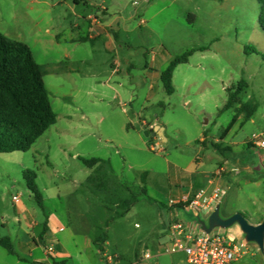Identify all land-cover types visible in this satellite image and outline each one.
<instances>
[{"label": "rangeland", "instance_id": "1", "mask_svg": "<svg viewBox=\"0 0 264 264\" xmlns=\"http://www.w3.org/2000/svg\"><path fill=\"white\" fill-rule=\"evenodd\" d=\"M261 11L259 0H0V32L31 48L45 71L57 114V123L29 151L0 154V234H5L3 219L15 220L14 196L44 220L26 186V170L37 173L40 190L48 191L46 206L63 220L76 225L81 214L94 215L99 197L90 192L91 170L79 156L108 161L116 180L138 195L131 211L108 227L107 250L119 256V264H189L184 252L164 251L168 236L158 248L150 243L166 218L162 204L174 186L168 161L185 168L201 158L209 171L224 167L222 216L241 213L251 224L261 223L264 173L259 167L264 150L250 142L254 135L264 137ZM105 13L120 33L114 47L100 38L71 40L72 27L85 22L81 15L103 18ZM192 48L206 49L176 68L174 93H166L161 80L152 89L147 75L151 54L167 57L160 67L165 69ZM240 81L247 84L241 101L252 99L258 109L250 120L241 116L220 140L236 114L235 108L223 109L226 88ZM144 121L164 124L167 142L147 137ZM144 172L150 174L145 185ZM179 212V220L192 227L198 217L208 219L211 214L193 208ZM220 232L244 239L239 226ZM66 245L76 253L73 242ZM146 249L152 258H143ZM243 251L235 264H264V252L255 243H247ZM3 257L24 264L0 247V264Z\"/></svg>", "mask_w": 264, "mask_h": 264}, {"label": "trees", "instance_id": "2", "mask_svg": "<svg viewBox=\"0 0 264 264\" xmlns=\"http://www.w3.org/2000/svg\"><path fill=\"white\" fill-rule=\"evenodd\" d=\"M259 2L262 6L259 22L264 30V0ZM205 49L192 48L170 61L160 76L166 93H174L173 77L176 68L188 63L195 52ZM44 74L43 67L36 62L26 43L13 40L0 32V154L29 151L57 123V114L50 101ZM246 86V82L240 81L237 85L226 88L227 101L223 109L235 108L236 114L222 131L220 140L226 139L241 116L244 121L250 120L258 109V104L252 99L241 101ZM214 146L219 148L218 144ZM78 159L91 170L87 182L91 186V194L99 197L100 205L96 213H88L87 220L91 226L92 244L103 253L109 240V224L127 215L138 202V195L116 180L108 161L81 156ZM147 176L148 172L142 174L144 185ZM24 180L38 206L44 209V197L37 184V173L33 170L24 171ZM143 192H146L145 187ZM0 245L15 255L10 239H1Z\"/></svg>", "mask_w": 264, "mask_h": 264}, {"label": "crops", "instance_id": "3", "mask_svg": "<svg viewBox=\"0 0 264 264\" xmlns=\"http://www.w3.org/2000/svg\"><path fill=\"white\" fill-rule=\"evenodd\" d=\"M81 16L85 19V22L83 24L77 23L72 27L70 31L72 41L83 42L100 38L105 40L109 48L114 47L120 33L114 30L113 19L110 17V14L105 13L103 18H98L92 14H89L87 18L84 15ZM84 29H86V32ZM166 58L164 55H159L158 53L151 54L152 67H147V75L153 82L151 84L152 89H154L155 83L160 80L161 72L164 70L160 67L165 63ZM143 125L144 129L153 128L157 125L162 126L164 138L161 139L162 142H167V138H165L167 129L164 124L144 121ZM205 142L206 139L203 138L202 143L204 144ZM168 164L169 177L172 179L174 186L169 189L166 194V201L162 204L164 211L167 213L166 218L162 224L158 225L159 230L153 232L150 236V243L153 244L154 248L162 246L161 238L168 236L167 220H169L170 212L174 211L178 217L180 213L179 209H183L182 207H170L171 200L192 199L201 189H205L207 194H211L215 186L219 185L222 187L224 182V178L216 179L214 177L218 169L209 171L204 168L201 158L191 161L185 168H181L173 161H168ZM149 175L146 180L149 178ZM41 192L44 197V209H42L44 220L39 221L37 219V214L33 207H29L19 198L17 201L13 200L16 208L15 220L5 223L3 221L4 217H2L1 226L5 234H0V240L4 238L10 239L15 250V255L10 254L1 245L0 247L5 249L10 256L15 257L17 262L24 264H76L75 261L77 264H84V262L88 261L91 264H107L103 253L96 250L92 244L91 226L86 214H81V219L78 220V224L76 225L72 221H65L56 210H49L46 206L48 198L46 193L48 191ZM30 195L33 197L32 194ZM57 197L58 199L62 198L61 191L57 193ZM189 211L188 209H184L185 213ZM193 224L195 225V223ZM68 242H73L76 245L77 251L75 254L67 248L66 243ZM108 244L109 240L106 243L105 251H108ZM3 258V264H12L10 260L5 259V257Z\"/></svg>", "mask_w": 264, "mask_h": 264}, {"label": "built area", "instance_id": "4", "mask_svg": "<svg viewBox=\"0 0 264 264\" xmlns=\"http://www.w3.org/2000/svg\"><path fill=\"white\" fill-rule=\"evenodd\" d=\"M143 23V21H142ZM258 149L264 150V137L254 135L250 141ZM225 168L218 169L214 177L221 179ZM224 190L221 186H215L211 194L201 189L192 199L170 201V207H182L183 209H197L213 211L216 204L222 199ZM14 201L18 197L13 198ZM176 208V209H177ZM167 224L169 242L164 245L166 253L184 252L189 264H232L238 261L244 254L243 247L247 244L244 240L232 237L230 233L211 232L209 234L195 226H191L176 216L174 211L170 212ZM107 264H119V256L103 252ZM144 259L152 258L150 249L143 253Z\"/></svg>", "mask_w": 264, "mask_h": 264}, {"label": "water", "instance_id": "5", "mask_svg": "<svg viewBox=\"0 0 264 264\" xmlns=\"http://www.w3.org/2000/svg\"><path fill=\"white\" fill-rule=\"evenodd\" d=\"M147 137L164 138L163 127L157 125L153 128L145 130ZM261 172L264 173V158L260 163ZM222 199L216 204L208 219L198 217L195 224L205 233L209 234L216 229L230 230L235 226H239L246 243H255L260 251L264 252V220L258 225L251 224L248 219L241 213H235L229 217L221 214Z\"/></svg>", "mask_w": 264, "mask_h": 264}, {"label": "flooded vegetation", "instance_id": "6", "mask_svg": "<svg viewBox=\"0 0 264 264\" xmlns=\"http://www.w3.org/2000/svg\"><path fill=\"white\" fill-rule=\"evenodd\" d=\"M259 168L261 169V167H259ZM259 168H258V169H259Z\"/></svg>", "mask_w": 264, "mask_h": 264}]
</instances>
